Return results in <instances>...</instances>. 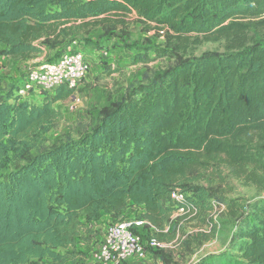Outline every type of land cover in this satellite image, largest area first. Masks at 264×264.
<instances>
[{"label": "trees", "instance_id": "obj_1", "mask_svg": "<svg viewBox=\"0 0 264 264\" xmlns=\"http://www.w3.org/2000/svg\"><path fill=\"white\" fill-rule=\"evenodd\" d=\"M131 14L165 37L157 51L172 61L119 100L90 110L77 136L45 144L60 117L55 103L77 87L63 84L52 98L31 104L18 94L20 81L1 89L6 61L12 68L43 53L60 57L79 40L94 51L113 39L115 48H137L126 28ZM203 42L222 49L180 55ZM132 58L152 59L146 49ZM0 60V264L66 261L59 249L76 253L105 218L115 221L132 206L145 209L148 224L136 232L148 238L177 209L175 188L196 212L211 209L214 199L229 205L216 188L186 179L218 160L238 175L252 167L247 175L261 182L264 0H0ZM241 209L231 211L229 250L195 264H264V197Z\"/></svg>", "mask_w": 264, "mask_h": 264}, {"label": "rangeland", "instance_id": "obj_2", "mask_svg": "<svg viewBox=\"0 0 264 264\" xmlns=\"http://www.w3.org/2000/svg\"><path fill=\"white\" fill-rule=\"evenodd\" d=\"M127 30L131 37L129 42L132 46H117L113 40L109 42L107 49L110 55L107 58L94 57V50L86 47L80 40L68 46V49L83 50L93 57L91 71L79 84L76 93L66 100L57 101L55 107L60 112V117L55 127L46 135L45 144H52L58 137L66 135L77 136L78 130L89 124L88 112L98 108L108 98L119 100L134 85L145 79L146 75L166 67L172 60L167 55L158 54V49L166 47L165 37L160 36L155 29H146L135 14L126 18ZM146 49L152 58L148 62L134 63L133 54L138 50ZM222 49L220 43L203 42L191 43L180 51V55L186 57L199 56L207 50ZM65 51V52H66ZM64 52V53H65ZM55 52L43 53L31 59L28 63L15 64L8 70H3V85L5 92L22 80L30 68L42 61L58 59ZM0 63L5 64L4 60ZM56 93H37L28 101L31 104H42L46 97L52 98ZM9 168H14V157ZM252 167L244 174H237L225 162L218 160L210 165L199 167L186 179L193 184L213 187L217 189V195L230 201V204L218 203V199L210 201L211 209L190 212L172 217L166 226L158 230L155 236L164 243L163 252L170 260V264H195L202 258L229 250L232 234L235 232L232 210L241 212V207L255 199L264 197V172L260 171L261 182H255L249 175ZM249 174V175H247ZM109 223V217L105 218L92 235L89 243H81L76 253H67L59 249L66 256V261H56L50 258L32 259L29 264H90L91 253L101 241V235L105 231V225ZM147 241V238H144ZM189 242V248L186 241ZM148 255L142 260H134L130 264H165L157 253L158 251L147 249ZM75 255V256H74Z\"/></svg>", "mask_w": 264, "mask_h": 264}, {"label": "built area", "instance_id": "obj_3", "mask_svg": "<svg viewBox=\"0 0 264 264\" xmlns=\"http://www.w3.org/2000/svg\"><path fill=\"white\" fill-rule=\"evenodd\" d=\"M109 55L108 49L94 52L96 58H107ZM92 60L93 57L83 50L68 49L58 59L42 61L30 68L20 80L18 94L23 98H31L41 92L53 94L63 84L76 88L90 73ZM6 66V69L10 68L9 60ZM172 198L177 202L172 217L195 212L185 204L187 198L182 189L175 188ZM144 212L143 207L132 206L117 220L109 221L104 233L99 234L101 241L91 253L90 264H130L134 260L144 259L148 255V248L154 251L165 248L164 243L153 236L157 232L155 227H151L147 241L136 232L148 224L142 217Z\"/></svg>", "mask_w": 264, "mask_h": 264}]
</instances>
